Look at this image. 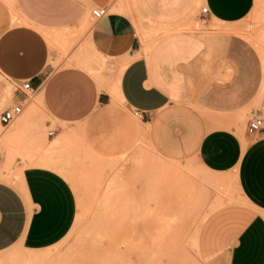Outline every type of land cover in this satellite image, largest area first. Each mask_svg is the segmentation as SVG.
Instances as JSON below:
<instances>
[{
	"label": "crops",
	"instance_id": "1",
	"mask_svg": "<svg viewBox=\"0 0 264 264\" xmlns=\"http://www.w3.org/2000/svg\"><path fill=\"white\" fill-rule=\"evenodd\" d=\"M252 4L0 0V90L9 86V100L21 104L28 99L21 84L28 81L45 116L56 121V137L85 130L90 145L119 155L144 131L149 147L165 162H191L204 175L222 178L214 185L222 192L191 179L215 201L197 228L195 248L206 264H264L263 61L234 31ZM96 6L107 9L97 20L90 12ZM202 6L208 10L202 19L207 32L185 30L202 21L194 20ZM141 29L158 36L144 41ZM83 30L84 48L69 50ZM55 48L69 50L67 56L60 58ZM91 56L119 69L115 83L100 87L79 65L87 58L97 70ZM5 101L0 95V107ZM119 103L132 113L139 110L140 121L129 128L122 124L114 114ZM252 115L262 119V127L248 133ZM70 129L74 132L65 131ZM144 182L136 184L137 202ZM224 189L241 199L230 201ZM76 214L71 185L52 168L30 166L14 181L0 179V253L14 246L39 251L57 244Z\"/></svg>",
	"mask_w": 264,
	"mask_h": 264
},
{
	"label": "rangeland",
	"instance_id": "2",
	"mask_svg": "<svg viewBox=\"0 0 264 264\" xmlns=\"http://www.w3.org/2000/svg\"><path fill=\"white\" fill-rule=\"evenodd\" d=\"M115 2L128 4V0ZM91 21L90 17L89 23ZM185 30L205 34L208 28L202 20L193 22ZM234 31L256 47L264 62V0H253L251 10ZM84 33L83 30L75 34L69 50L84 48ZM140 33L144 41H154L158 36L144 29ZM68 51L56 49L60 58L67 56ZM90 58L97 70L89 59H83L96 70L92 76L98 84V79L102 81L100 87L117 81L119 69L113 68L109 60ZM11 93L7 85L0 90L6 100L0 111L13 105L9 100ZM37 101V94L29 93L28 99L21 103L20 115L8 126L0 127V179L14 181L30 166L56 170L73 189L77 218L57 244L39 251L14 246L0 253V264H206L195 248V238L201 220L213 209L215 201L208 190L205 202L203 192L191 179L205 180L218 190L214 185L222 183V178L204 175L191 162H165L149 147L144 131L136 134L139 139L129 142L119 155L109 154V148L93 147L85 130L74 132L72 129L65 131H73V137L52 151L57 135L54 132L56 121L45 116ZM252 109H247L248 116ZM114 112L128 128L140 121L120 103ZM25 115L29 119L25 134L29 136L39 130L44 136L43 144L30 145L2 138ZM127 130L131 136L130 129ZM51 131L53 134L48 135ZM142 180L145 182L140 187L137 202L136 184ZM223 194L230 201L241 199L227 189Z\"/></svg>",
	"mask_w": 264,
	"mask_h": 264
},
{
	"label": "built area",
	"instance_id": "3",
	"mask_svg": "<svg viewBox=\"0 0 264 264\" xmlns=\"http://www.w3.org/2000/svg\"><path fill=\"white\" fill-rule=\"evenodd\" d=\"M91 16L97 20L104 17L107 14V9L105 7H94L91 9ZM208 13L207 7L202 6L198 12L194 15V20L200 21L203 19L204 15ZM21 89L32 93L33 89L30 87V83L28 81L23 82L21 84ZM22 105L19 103L13 104L0 112V127L8 126L12 121H14L21 113ZM133 115L136 117H141V112L139 110H134ZM262 127V119L256 115H252L247 124V132L253 133L260 130ZM53 131H51L48 135H52Z\"/></svg>",
	"mask_w": 264,
	"mask_h": 264
},
{
	"label": "bare ground",
	"instance_id": "4",
	"mask_svg": "<svg viewBox=\"0 0 264 264\" xmlns=\"http://www.w3.org/2000/svg\"><path fill=\"white\" fill-rule=\"evenodd\" d=\"M246 36V35H245ZM80 66L86 68L91 74L95 73L96 74V70L89 66L87 64V61L85 60H81L80 62H78ZM264 63V62H263ZM263 70H264V64H263ZM97 77V76H96ZM98 79V78H97ZM98 82L100 84H102V81L98 79ZM262 92H264V84H263V88H262ZM261 93V92H260ZM39 104H40V107L41 109L43 110V112L45 113L42 105H41V102L39 100V97H38V101ZM28 115H25L18 123H16L15 125H13L8 131L7 133H5V135H3V139L5 140H15V141H20V142H27L29 143L30 145H33V144H43L44 143V136L43 134H39V130L38 131H35L33 133H31L29 136H27V134H25V128H26V125L28 124ZM50 133V132H49ZM73 135L70 134V133H67V132H62L60 133L56 139H55V144H54V147L51 148V150H58L60 144L62 142H65L66 140L72 138ZM139 139V138H138ZM132 141V140H131ZM47 151V150H46ZM6 158H7V153H6ZM191 179V178H190ZM189 182V181H187ZM220 182V181H219ZM217 182V184L219 183ZM216 183V182H215ZM220 184V183H219ZM184 188V187H183ZM195 206V205H193ZM192 207V206H191ZM191 209V208H190ZM195 209V208H194ZM196 210V209H195ZM192 212V211H191ZM190 212V213H191Z\"/></svg>",
	"mask_w": 264,
	"mask_h": 264
}]
</instances>
